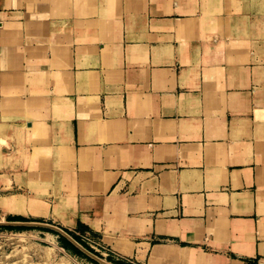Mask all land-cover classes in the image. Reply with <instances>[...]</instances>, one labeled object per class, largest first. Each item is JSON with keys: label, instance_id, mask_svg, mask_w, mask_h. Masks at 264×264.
Wrapping results in <instances>:
<instances>
[{"label": "crops", "instance_id": "0c3cea01", "mask_svg": "<svg viewBox=\"0 0 264 264\" xmlns=\"http://www.w3.org/2000/svg\"><path fill=\"white\" fill-rule=\"evenodd\" d=\"M2 124L0 199L136 264H264V0H0Z\"/></svg>", "mask_w": 264, "mask_h": 264}, {"label": "rangeland", "instance_id": "374dc122", "mask_svg": "<svg viewBox=\"0 0 264 264\" xmlns=\"http://www.w3.org/2000/svg\"><path fill=\"white\" fill-rule=\"evenodd\" d=\"M7 123V122H2ZM0 126V168L12 170L15 175L16 182L21 186L25 185L23 178L17 175L16 169L20 167L21 147L20 142L18 146L16 140L14 145L18 147V151L14 153L11 158L10 155V129L5 125ZM20 147V148H19ZM9 172V171H7ZM9 179L10 177L7 176ZM6 176H2L4 189L3 194L21 193L23 189L20 187L12 186L11 182ZM8 180V181H7ZM6 198H19L25 204L27 215H17L12 213H22L13 210H8L3 205L0 207L3 210V215L6 214L7 222H31V223H48L57 225L52 222L53 214L44 212V205L41 196L30 195L28 199L26 193L23 195H5ZM29 209V210H28ZM55 214L59 216L58 206L55 205ZM28 211L30 213L28 214ZM10 214H7V213ZM24 214V213H22ZM61 215V214H60ZM9 216H21L24 221H9ZM57 216H55L57 218ZM1 219V218H0ZM58 222V220H56ZM61 225H57L65 233L74 239L77 238L79 243L84 249L89 251L86 247L90 248L93 255L111 263V264H136L123 258L113 251L110 247L102 241L100 233L92 231L88 226L79 225L77 229L68 228L61 221ZM23 227V228H18ZM62 238L67 239L75 248L70 247L64 243ZM0 264H102L86 252L77 247L71 240H69L62 233L50 227L39 225H23V224H3L0 225Z\"/></svg>", "mask_w": 264, "mask_h": 264}, {"label": "water", "instance_id": "95a60500", "mask_svg": "<svg viewBox=\"0 0 264 264\" xmlns=\"http://www.w3.org/2000/svg\"><path fill=\"white\" fill-rule=\"evenodd\" d=\"M3 224H23V225H45V224H40V223H31V222H27V223H18V222H9V223H5V222H0V225ZM48 227L53 228L54 230H57L58 232L62 233L64 236H66L69 240H71L77 247H79L81 250H83L84 252H86L88 255H90L91 257H93L94 259H96L97 261H99L102 264H111L95 255H93L92 253H90L89 251H87L86 249H84L79 243H77L72 237H70L67 233H65L62 229L56 227V226H52V225H45Z\"/></svg>", "mask_w": 264, "mask_h": 264}, {"label": "bare ground", "instance_id": "6f19581e", "mask_svg": "<svg viewBox=\"0 0 264 264\" xmlns=\"http://www.w3.org/2000/svg\"><path fill=\"white\" fill-rule=\"evenodd\" d=\"M22 201L19 198H6L1 197L0 204L6 207L8 210H13L17 212H22L21 210H25V208H22L20 205ZM18 206V207H17ZM26 214V212H23Z\"/></svg>", "mask_w": 264, "mask_h": 264}, {"label": "trees", "instance_id": "16d2710c", "mask_svg": "<svg viewBox=\"0 0 264 264\" xmlns=\"http://www.w3.org/2000/svg\"><path fill=\"white\" fill-rule=\"evenodd\" d=\"M8 220H9V221H24L25 219H24L23 217H21V216H9V219H8ZM18 228H23V227H18ZM74 239H75L77 242H79L77 238L74 237ZM62 240H63L64 243L68 244L70 247L74 248L76 251H79V250H78L77 248H75V246H73V245H72L67 239L62 238ZM85 248H87L89 251L93 252L90 248H88V247H86V246H85ZM93 253H94V252H93Z\"/></svg>", "mask_w": 264, "mask_h": 264}]
</instances>
